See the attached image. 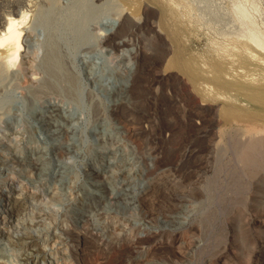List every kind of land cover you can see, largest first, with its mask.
I'll return each instance as SVG.
<instances>
[{
  "label": "rangeland",
  "instance_id": "rangeland-1",
  "mask_svg": "<svg viewBox=\"0 0 264 264\" xmlns=\"http://www.w3.org/2000/svg\"><path fill=\"white\" fill-rule=\"evenodd\" d=\"M8 1L0 0V30L7 13L24 8L28 17L18 66L0 64V264H264V170L250 178L235 155L258 124L228 118V101L195 90L183 60L206 38L185 39L170 0H142L120 33L121 0ZM228 1L196 6L222 20ZM129 71L128 99L110 103L106 89ZM49 109L68 124L54 144L38 123ZM39 150L53 167L35 175L21 159ZM96 181L107 191L100 210L85 198ZM120 192L136 200L118 206ZM232 213L241 219L238 248ZM73 229L92 240L76 254L66 234ZM22 237L32 240L25 249L15 244ZM129 240L137 254L126 253ZM158 240L151 258L142 247Z\"/></svg>",
  "mask_w": 264,
  "mask_h": 264
},
{
  "label": "bare ground",
  "instance_id": "bare-ground-1",
  "mask_svg": "<svg viewBox=\"0 0 264 264\" xmlns=\"http://www.w3.org/2000/svg\"><path fill=\"white\" fill-rule=\"evenodd\" d=\"M9 1H11V0H9ZM8 2H7V5H8ZM141 2H142V0H121L122 12L124 13V17H123V21L121 22V24L118 27L119 33L128 30V28L130 27L131 22H132L131 15H136L137 13H139ZM15 3H16V1H15ZM13 4H14V2H13ZM196 4H200V3H198V0H170L168 2L169 10L172 12V15L174 16V18L176 20L177 27L180 30H182V32H184L183 33L184 37H185V39H187L188 42H190L193 39L198 40L200 38V36H203L206 38V45L201 48V51H197L195 49H186L187 53H186L185 58L183 60V64L187 68L186 71L188 72V74L190 76V80H191V82H192V84L195 87V90L197 92L202 94L205 98L212 97V98H217V99H224L225 101L229 102V105H230L229 109L228 110L222 109L223 113L225 115H227L228 118H235L236 119V118L241 117V118L247 119V120L251 119L254 121V124H258V127H257L258 130L247 131L248 135L246 137L247 139L245 140V142H240V141L236 142V147H235L236 148V154H235L236 159L238 160V163L242 166L244 174L247 173L250 176V178L253 179V178L257 177L259 175V173H261V171L264 170V18L261 17L263 14L262 13L263 11H261L262 5H261L260 0H231L230 2L228 1L227 6L225 7V9H226L225 16H227L228 18L227 19L223 18L222 20L221 19L214 20V19H209L207 17L208 12L205 10V8H202V9L197 8ZM204 4H205V2H204ZM12 7H14V6H12ZM23 9L19 12V14L16 17H14L11 14H8L6 12L7 15L5 14L6 15V18L4 21L5 24L2 27V29L0 30V64L6 68H12L15 66V64H16V66H18V63H17L18 58H19L21 52L23 51V45H22V28L23 27L22 26L26 22V19L28 17L27 16V10H23ZM111 26H114V24L112 23ZM112 28L113 27H110V29H112ZM200 31H201V34H200ZM172 62L173 61L170 62L168 60L167 64H166V68H170V66L172 65ZM174 62L177 65H179V61L177 60V58H175ZM129 76H131V72L122 78H117L116 80H113L114 82L111 85H109V87L106 89L105 93L107 94V98L109 99L110 103L115 105V103L120 102L121 100L123 101V100L128 99L126 91H128L127 90L128 86H129L128 82L130 81ZM48 112H49L48 113L49 115H46L47 118L42 117V116H44L43 113H39L42 116H40L39 118L38 117H36V118H38V123L41 124V126L44 129V132L47 131L46 132V133H48L47 136H49V137H51V139H53L52 143L54 144V142L56 141V138L59 137L58 135L63 130V127H65L63 125H67V127H68V124H66L65 120H62L64 117L62 119L59 118V115H58L59 113L56 112V109H49ZM67 118H68V116H67ZM69 133H71V132H69ZM61 135H62V133H61ZM62 138H63V136H62ZM65 139L68 140L67 138H65ZM58 140H57V142H58ZM68 141H70V140H68ZM70 142H72V141H70ZM36 153L37 154H33V155H31V154L24 155L23 158L21 157L22 158L21 161L22 162L25 161L26 163H29V165L33 169V173H34V171L39 173L37 175H41L43 173L50 172L51 168L53 167V164L51 162V158L46 156V153H44L40 150H39V152H36ZM232 158H233V156H232ZM25 166L27 167V165H25ZM107 171L108 170H106V168H105L104 174ZM117 171H118V169H117ZM104 176L107 177V174ZM109 177L111 178V176H109ZM28 178H29V176H28ZM228 178H230V177H228ZM263 179H264V177H263ZM108 181H110V180L107 179V181H104V182L108 183ZM236 181H238V180H236ZM243 181H241V182H243ZM104 182H101V183L105 186ZM101 183H99V182L97 183V181H96L95 186L92 188V190H90V188H89V185H91L92 183L91 184L87 183L89 185L85 186V198L88 202L93 203L95 209H97V210H100L99 208H105L106 204H107V200H106L107 198L105 195V193L107 191L105 193H104V191H102L103 185H101ZM159 183H161V182H159ZM172 186H174V183ZM263 188H262V191H263ZM259 190H261V189H259ZM110 191H112V190H110ZM15 194H17V193H15ZM109 195H108V197H109ZM136 197H137V194H135V193L133 194L130 192H127V193L120 192V193H117L118 201H117V199H115V200H116V202H119L118 206H122V204L128 203V199L130 202H132V201L134 202L136 200ZM149 199H151V198H149ZM259 203H262V202H259ZM152 204H151V207H152ZM92 209H94V208H92ZM170 216L174 222L181 224V222L179 221V215L178 214L175 213V214L170 215ZM5 219L6 218L4 217L3 222ZM238 219H240V218L238 217V214H236V213L235 214L232 213V216H230V221H231V224L234 228V236L232 237L233 243L236 244L237 248L239 247L238 245L240 243H242L241 240H243V239H240V237H239L240 235L238 236V234L242 233V231H240V229H239L240 225L238 226V222H239ZM190 226H192V225H190ZM194 226H196V225H194ZM194 226H192V227H194ZM187 227H189V226H187ZM10 228L11 227H9V229ZM177 228H179V227H177ZM48 230H49V228H48ZM73 230L70 232L67 231L66 234H67L68 238H70V240H71L69 242L72 243V246L74 248L73 251L75 253L76 251H78V248H77L78 246L81 247V246H83V244L85 246V244L86 245L89 244L92 240L90 242L88 241L90 238V236H89L90 232H88L86 230L85 231H83V230H74L73 231ZM243 230H244V228H243ZM23 233L24 232H22L21 234H23ZM17 236H19V235H17ZM27 236H31V235H27ZM23 237L21 238V241H16L15 244L20 245L24 242V245L22 246V248L25 249V248H27V246H29V243H31L32 240L30 239L31 240L30 241L29 237H26V238H23ZM174 237H175V235H174ZM154 240H155V237H154ZM151 241H153V239ZM218 242H219V240H218ZM119 244L120 243H118V245ZM158 244H159V240L155 241V243H153V244L151 242H146L145 245L142 247L144 249V253L146 255H149V257H151V255H153V253H155L154 250H156L155 247ZM235 244H233V248L236 247ZM126 246H128L126 253L127 252L128 253L134 252L137 254V251L140 248L138 243L134 242V241H130V242L126 243ZM69 247H70V245H69ZM196 247H198V246H196ZM241 248H242V246H241ZM102 249H105V248H102ZM197 249L200 250V247H198ZM38 250L40 251V249H38ZM235 250H238V249H235ZM27 253L29 254V252H27ZM39 253H37V254H39ZM123 253H124V251H123ZM2 254H3V251L0 248V256L1 257H2ZM23 255H24V253H23ZM219 256L221 257V255H219ZM20 257H22V256H20ZM249 258H250V256H249ZM145 259H148V258H145ZM134 261H138V258L136 255L134 256ZM225 261H224V263H225ZM221 262H223V261H221ZM156 263H158V262H156Z\"/></svg>",
  "mask_w": 264,
  "mask_h": 264
}]
</instances>
